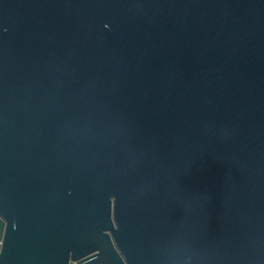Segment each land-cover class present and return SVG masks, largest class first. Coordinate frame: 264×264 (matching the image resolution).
<instances>
[{"label":"water","instance_id":"95a60500","mask_svg":"<svg viewBox=\"0 0 264 264\" xmlns=\"http://www.w3.org/2000/svg\"><path fill=\"white\" fill-rule=\"evenodd\" d=\"M0 264H264V0H0Z\"/></svg>","mask_w":264,"mask_h":264}]
</instances>
